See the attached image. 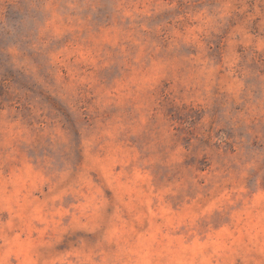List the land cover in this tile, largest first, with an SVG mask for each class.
Listing matches in <instances>:
<instances>
[{
	"label": "rangeland",
	"instance_id": "obj_1",
	"mask_svg": "<svg viewBox=\"0 0 264 264\" xmlns=\"http://www.w3.org/2000/svg\"><path fill=\"white\" fill-rule=\"evenodd\" d=\"M0 264H264V0H0Z\"/></svg>",
	"mask_w": 264,
	"mask_h": 264
}]
</instances>
